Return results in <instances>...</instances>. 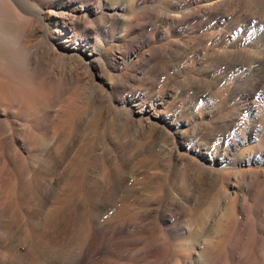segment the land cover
I'll return each mask as SVG.
<instances>
[{"label":"bare ground","instance_id":"obj_1","mask_svg":"<svg viewBox=\"0 0 264 264\" xmlns=\"http://www.w3.org/2000/svg\"><path fill=\"white\" fill-rule=\"evenodd\" d=\"M151 1L129 0L131 9L137 10L138 14L127 19L126 28L114 35L111 27L117 24L123 10L118 0H0V12L10 14L17 23L23 25L25 47L31 49L29 65L23 70H18L0 56V264H44L49 254L59 253L57 249L60 248H67V252L58 254L57 259L48 264H167L160 252L164 247L170 248L169 242H149L144 247H137V242L121 241L118 237L144 230L147 227L144 218L151 213H154L159 223L167 224L182 215L183 209L171 204L169 208L160 206L154 211L138 212L112 226L91 224L93 203L100 197L105 182L102 177L82 179L85 168L83 155L88 150L84 146L75 147L79 116L99 99L123 108L130 105L132 111L147 113L146 117L139 119L129 114L126 122L131 125L138 123L142 128L156 127L153 118L165 114L164 106L170 95L167 91L161 90L145 101H138L133 93L125 97L120 96V93L135 82L143 86L154 83L171 70V67L161 63L171 56L183 59L190 54V44L189 47L179 44L170 51L159 46L140 57L128 76L117 78L106 71V65L101 60L104 39L108 40L106 56H112L113 64L116 65L118 56L122 60H130L141 46L166 39L170 30L186 37L197 33L199 26L195 22L198 19L204 23L224 19L230 6L226 0H221L201 5L195 10L191 6L199 4L200 0H172L166 3L164 9L161 5L158 20L152 22L149 18L153 10L148 6ZM137 19L141 22L136 23ZM103 22L110 23V26L104 27ZM213 33L198 45L216 41L221 32L217 30ZM194 46L197 47V41ZM109 51L114 55H110ZM57 60L63 62L62 67L54 64ZM101 84L106 85L107 90ZM252 92L245 97L248 105L255 103L252 101ZM261 101L264 102V93ZM183 126L182 123L177 127V134L182 140L185 133ZM45 128L53 133L52 137H47ZM210 131L215 134L214 128ZM260 132L263 131L260 129ZM46 141L48 144L38 153L36 145ZM228 148L229 144H222L211 152L207 149V153H202L199 147L197 151L194 148L192 150L202 157V161L206 160L213 166L227 160ZM252 148L247 157L232 160L242 169L241 181L248 176L252 180L260 172L264 173V170L248 171L244 168L252 163L264 164V148ZM169 152L182 158L174 146ZM106 157V154L98 155L96 168L105 163ZM191 162L198 168L208 169L198 161ZM29 167L41 171L42 177L27 176ZM52 175L54 177L47 178ZM124 179H119L118 184L124 185ZM185 179L184 175L180 177L182 181ZM242 186L238 182L231 187L230 192L219 191L208 201L209 207L221 202L224 208L215 228L218 225H239L242 221L250 227V231L251 227H255L254 218L245 217L246 212L253 215V209ZM83 187L98 193L88 197L81 191ZM58 188H61L60 193H56ZM138 191L133 189L134 193ZM260 191L259 198L253 200L256 205L262 199L264 181ZM261 216L264 219V210ZM89 229L88 242L77 246L74 242L76 234L88 232ZM209 243V249L199 251L205 264H218L226 256L230 260L229 242L210 240ZM191 256L192 253L180 255L175 264H189ZM243 257L245 262L238 258V264H264V246L260 242H246Z\"/></svg>","mask_w":264,"mask_h":264},{"label":"rangeland","instance_id":"obj_2","mask_svg":"<svg viewBox=\"0 0 264 264\" xmlns=\"http://www.w3.org/2000/svg\"><path fill=\"white\" fill-rule=\"evenodd\" d=\"M118 1L123 6V10L117 24L111 27L114 35L121 33L127 26L126 20L135 17L138 12L131 9L129 0ZM169 1L172 0H152V3L148 5L153 10V15L149 20L157 21L162 11L159 10L161 5L164 9ZM200 1L199 4L194 3L191 7L198 10L201 5L214 4L221 0ZM226 2L229 3L230 8L228 7L227 17L224 19L205 22L207 24L202 19H198L195 22L199 26L197 33L188 37L175 33V30H170L166 39L155 40L141 46L130 60H122L118 56L115 60L116 65L113 64L112 56H106L108 40L104 39L105 47L103 44L101 60L106 65V71L117 78L128 76L132 66L140 57L159 46L170 51L179 44L188 45V47L191 45L190 54L183 59L171 56L161 63L171 67V70L154 83L143 86L135 82L120 93L122 97L133 93L138 101H145L161 90L167 91L170 95L164 106L165 114L162 117L153 118L156 127L142 128L138 123L131 125L126 122L129 114L139 119L146 117L147 113L132 111L130 105L123 108L110 104L105 99H99L96 103L89 105L79 116V128L75 132V147L84 146L88 150L83 155L85 168L82 179L102 177L105 182L100 190V197L93 203L91 224L112 226L122 218L132 217L138 212L154 211L160 206L169 208L171 204L183 209L182 215L180 214L175 217L176 220L173 219L167 224L159 223L154 213H151L144 218V223L147 224L144 230L134 234H122L118 237L121 241L137 242V247H144L149 242H169L170 248L164 247L160 252L167 264H175L178 256L189 253H192L189 264H205L199 251L209 249L210 240L230 243V260L226 256L220 259L218 264H238V258L245 262L243 255L246 242H260V245L264 246V219L261 216L264 210V193L257 205L253 203V200L259 198L258 195L261 193L264 173L260 172L259 176L252 180L248 176L246 180L241 181L243 177L240 170L242 169L232 162L241 156L245 158L250 155L249 151L253 149L252 147L264 148V102L261 101L264 93V0H226ZM135 22L139 23L141 20L137 19ZM103 25L109 27L110 23L103 22ZM217 30L221 34L216 41L212 44L207 42L203 43V46L198 45ZM196 41L197 47L194 46ZM246 50H250L248 54L251 53L248 55ZM109 53L114 55L113 52L109 51ZM54 64L58 67L63 66L61 60H57ZM101 86L107 90L106 85L101 84ZM250 91H254L252 101L255 103L248 105L245 97ZM182 123L185 131L183 140L177 134V127ZM211 128H214V135L210 131ZM44 131L47 134L46 128ZM52 135V132H48L47 137L50 138ZM47 141L36 145L38 153L43 151L48 144ZM146 142H150L149 145H144ZM220 144H229L227 160L221 164L209 165L208 161H202V157L197 155V147L202 153H207V149L211 152L212 149L220 147ZM172 146L177 149L182 158L169 152ZM99 154H106L107 157L105 163L103 162L102 166L96 168ZM191 161H198L208 169L198 168ZM244 168L248 171L264 170V164L252 163ZM26 174L42 177V172L33 167H29ZM182 175L186 176L184 181L180 180ZM52 177L54 175L47 178ZM119 179H124L126 183L118 184ZM238 182L243 184L246 197L252 203L253 215L246 212L245 217L252 216L255 227H251L250 231V227L242 221L239 225L231 227L218 225L215 228L224 208L221 202L210 207L207 203L219 191L230 192L231 187ZM83 189L81 191L88 197H93L98 193L85 187ZM133 189L139 191L134 193ZM60 192L61 188H58L56 193ZM105 196L109 199L107 200ZM88 210L91 212V206ZM191 218H194V221H191ZM89 232L90 229L88 232L80 231L76 234L74 242L77 246L88 242ZM57 251L59 253L48 255L46 264L57 259L58 254H65L67 248H60Z\"/></svg>","mask_w":264,"mask_h":264},{"label":"clouds","instance_id":"obj_3","mask_svg":"<svg viewBox=\"0 0 264 264\" xmlns=\"http://www.w3.org/2000/svg\"><path fill=\"white\" fill-rule=\"evenodd\" d=\"M0 56L23 70L29 65L31 49L25 47V29L10 14L0 12Z\"/></svg>","mask_w":264,"mask_h":264}]
</instances>
